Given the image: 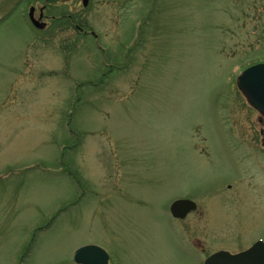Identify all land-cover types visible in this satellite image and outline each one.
<instances>
[{
  "label": "rangeland",
  "instance_id": "1",
  "mask_svg": "<svg viewBox=\"0 0 264 264\" xmlns=\"http://www.w3.org/2000/svg\"><path fill=\"white\" fill-rule=\"evenodd\" d=\"M259 62L264 0H0V264H76L85 245L202 264L215 216L260 204L263 124L236 84ZM179 198L205 208L178 221Z\"/></svg>",
  "mask_w": 264,
  "mask_h": 264
},
{
  "label": "water",
  "instance_id": "2",
  "mask_svg": "<svg viewBox=\"0 0 264 264\" xmlns=\"http://www.w3.org/2000/svg\"><path fill=\"white\" fill-rule=\"evenodd\" d=\"M88 2L89 0H83L84 6H87ZM34 12L35 8L32 7L30 10L31 19L37 27L42 28L44 24L35 19ZM237 86L246 95L252 106L264 115V63L244 70L237 77ZM196 207V203L191 200H178L172 204L171 212L176 218H184ZM260 244L264 243H258L250 250L237 255H232L228 252H218L210 256L206 260V264H264V253L263 255L259 254L261 250L259 248ZM74 259L80 264H109V254L96 245L80 247L76 250Z\"/></svg>",
  "mask_w": 264,
  "mask_h": 264
},
{
  "label": "flooded vegetation",
  "instance_id": "3",
  "mask_svg": "<svg viewBox=\"0 0 264 264\" xmlns=\"http://www.w3.org/2000/svg\"><path fill=\"white\" fill-rule=\"evenodd\" d=\"M38 17H39L40 21L42 23H44L42 30L47 29L49 27V23H48L49 20H48V18L45 17V11H44V13H40ZM70 20H71V18H70ZM76 28L82 30L78 26H76ZM107 66L111 70L113 69V65L110 64ZM259 120L263 124L262 134H264V117L260 116ZM263 147H264V145H263ZM263 172H264V168H263L262 173ZM263 184H264V182L257 185V187H256L257 191L254 194L255 197L257 195L258 200H260V204L258 201H256V205H255V207H256L255 210H257L256 215H255L256 218L261 217L259 215V213L261 212V208L264 209V195L262 194L263 191L260 190V188L263 189V187H262ZM226 187L228 189H233L235 187V184L232 185L230 183V184H227ZM244 193H247V192L244 189H240L239 191H237L235 193V195L238 197L241 196V199H242V196L245 197ZM250 196L251 195H249V197H245L248 200H250L249 204L252 203V201L253 202L255 201V199L253 197L250 198ZM220 198H222V197H220ZM222 199H218V201L215 202V208H216L215 212H220L223 214V209L225 206H224V201H223L224 199L223 200ZM235 200H237V199L235 198ZM196 204H197L196 209L190 211L184 218H175L174 217V219H176L178 221L185 222L186 220H188V218L193 213L200 211L201 207L205 208L204 205L203 206L200 205V202H196ZM221 216L222 215L215 216V218L219 219V221H217V219H215L216 220L215 222H217V223L214 224L213 226H209L206 224H200L198 226V229H199L198 232L201 234V237L204 236L205 233L208 231L207 227L208 226L211 227L209 232L212 236L209 235V239H210V244H212L215 248H217L215 251L211 252L210 254L205 253V248H202V247H204V243L200 239V236L196 238L197 239L196 241L191 243V244H195V247L197 248L196 251H198V250L201 251V252H199V251L198 252L200 254H203L204 257H206L204 259V261H202V264H205V260L207 259V257H209L213 253L227 251V252H230L231 254L236 255V254L243 253L247 250H250L251 248L256 246L258 243H264V232L254 233V231H253L254 225H255L254 223H257L256 221H259V218H257V220H256V218L253 219L252 216H250V214L248 215V217L244 218L241 214L240 217H238L239 218L238 220H233V223L231 225H228L229 220L228 219L222 220V219H220ZM262 219H263V217H262ZM202 243H203V246H202ZM259 248L261 249L259 251V254L263 255L264 244H262V245L260 244ZM259 257H261V256H259Z\"/></svg>",
  "mask_w": 264,
  "mask_h": 264
}]
</instances>
